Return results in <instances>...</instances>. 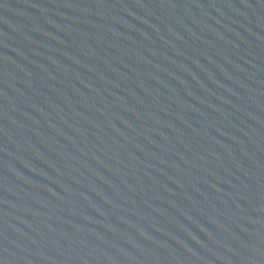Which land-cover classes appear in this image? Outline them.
<instances>
[{"label": "water", "instance_id": "1", "mask_svg": "<svg viewBox=\"0 0 264 264\" xmlns=\"http://www.w3.org/2000/svg\"><path fill=\"white\" fill-rule=\"evenodd\" d=\"M0 264H264V0H0Z\"/></svg>", "mask_w": 264, "mask_h": 264}]
</instances>
